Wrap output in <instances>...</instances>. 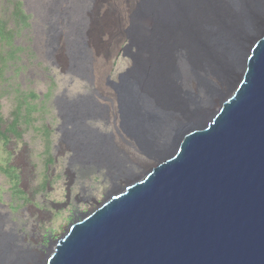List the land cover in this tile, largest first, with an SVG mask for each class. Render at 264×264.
Segmentation results:
<instances>
[{"label": "water", "instance_id": "1", "mask_svg": "<svg viewBox=\"0 0 264 264\" xmlns=\"http://www.w3.org/2000/svg\"><path fill=\"white\" fill-rule=\"evenodd\" d=\"M146 156L41 264H264V34Z\"/></svg>", "mask_w": 264, "mask_h": 264}, {"label": "bare ground", "instance_id": "2", "mask_svg": "<svg viewBox=\"0 0 264 264\" xmlns=\"http://www.w3.org/2000/svg\"><path fill=\"white\" fill-rule=\"evenodd\" d=\"M100 15L88 21L84 30L90 54L80 35L82 22L76 20L75 37L65 41L67 51L63 47L55 55L56 63L63 69L89 77L101 101L95 100L96 106L77 100L62 111L58 108L60 123L53 129L58 135L53 162L57 163L66 151L68 156L61 173L65 179L63 198L49 201L53 209L77 202L85 192L80 186L75 191V185L84 175L79 167L94 164L98 169H114L115 178L124 180L130 171L127 162L146 158L152 165L147 152L264 34V0H137L120 21L123 33L115 36L110 34L111 25L102 17V12ZM49 18L47 44L50 46L59 35L57 18L67 25L71 16L66 10L61 13L53 6ZM102 34L115 43L125 38L136 49L131 54V67L121 72L115 82L106 80L111 53L104 48ZM235 76L234 73L223 90L230 87ZM217 101L218 97L208 102L206 114ZM98 112L112 124L119 140L129 148V154H119L121 150L112 142L111 134L98 131L99 125L107 123H100ZM16 145L8 146L9 163H30L22 148L16 149ZM12 166L19 170L22 183L25 174L33 169L24 173L23 167ZM89 212L72 219L53 248ZM6 225H15L9 220V213L0 218V228ZM8 236L17 240L12 233ZM3 244H0V264H41L43 256L40 258L36 251L21 253L17 245Z\"/></svg>", "mask_w": 264, "mask_h": 264}, {"label": "rangeland", "instance_id": "3", "mask_svg": "<svg viewBox=\"0 0 264 264\" xmlns=\"http://www.w3.org/2000/svg\"><path fill=\"white\" fill-rule=\"evenodd\" d=\"M136 2L0 0V218L2 214L9 213V220L15 223L0 228V244L17 245L21 253L36 251L40 258L43 256L42 262L72 219L96 208L113 188L127 185L122 178H115L114 169H98L91 164L90 167H79L84 175L75 185V191L80 186L85 192L80 194L77 202L60 209H53L49 204V201H61L63 198L65 179L61 173L68 156L66 151L57 163L53 162L58 137L53 129L60 123L58 108L62 111L77 100L92 102L96 106L95 100L101 101L97 99V87L91 79L84 74L75 75L63 69L59 62L56 63L55 55L63 47L67 51L65 41L75 37L76 20L82 22L80 35L90 54L91 48L84 30L88 21L92 22L100 12L107 24L111 25L110 34H122L120 21L124 18L123 14ZM53 6L61 13L65 10L70 13L71 20L65 25L63 20L57 18L59 35L57 41L49 46L47 31L51 21L49 12ZM107 36L101 35L104 48L111 53L106 80L115 82L121 72L131 67V54L136 49L125 38L115 43ZM90 57L87 59L89 65ZM218 104L211 110H215ZM98 113L100 123L107 122L101 127L99 125L98 131L111 134L112 142L121 150L119 154H129V148L126 144L124 147L106 116L102 112ZM11 144H17L16 149L22 148L23 155H27L30 163H9L11 155L7 149ZM13 164L23 167L24 173L33 168L25 174V184L21 182L19 170ZM126 164L135 177L144 176V170L150 165L146 158ZM10 233L17 236V240L9 238Z\"/></svg>", "mask_w": 264, "mask_h": 264}]
</instances>
